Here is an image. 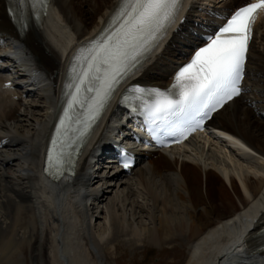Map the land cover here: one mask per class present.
I'll return each instance as SVG.
<instances>
[{"label": "bare ground", "instance_id": "1", "mask_svg": "<svg viewBox=\"0 0 264 264\" xmlns=\"http://www.w3.org/2000/svg\"><path fill=\"white\" fill-rule=\"evenodd\" d=\"M238 1L187 0L181 28L135 82L168 84L171 70L193 51L199 31L254 0ZM118 2L52 0L46 27L32 24L19 36L0 0V33L9 39V48L0 53L13 54L12 67L16 76L21 74L15 81L25 84L14 91L18 99L4 86L10 76L0 73V264H28V258L31 264H111L105 246L115 249L113 239L119 236L131 244L183 241L188 247L184 264H264L261 251L240 252L258 238L262 225H256L264 219V13L250 48L252 94L235 98L211 121L243 138L255 153L239 144L240 155L234 154L218 135L204 131L167 153L132 147L141 160L125 177L97 174L94 152L122 123L116 120L118 125L108 128L118 115L113 104L89 140L75 177L52 183L42 174L63 57L72 43L94 35ZM110 179L118 187L112 197L115 188L105 190ZM97 218L103 219L99 228Z\"/></svg>", "mask_w": 264, "mask_h": 264}, {"label": "snow or ice", "instance_id": "2", "mask_svg": "<svg viewBox=\"0 0 264 264\" xmlns=\"http://www.w3.org/2000/svg\"><path fill=\"white\" fill-rule=\"evenodd\" d=\"M182 2L121 0L101 35L72 58L62 114L46 154L49 176L60 179L66 172H74L79 142L106 111L119 88L158 46ZM44 3L10 0L8 12L13 19L23 21L29 8L37 9ZM259 10H264V0L236 9L178 70L170 89L132 85L125 90L121 103L130 113L143 115L154 135L170 136L173 142L201 129L214 112L242 93L246 54Z\"/></svg>", "mask_w": 264, "mask_h": 264}, {"label": "rangeland", "instance_id": "3", "mask_svg": "<svg viewBox=\"0 0 264 264\" xmlns=\"http://www.w3.org/2000/svg\"><path fill=\"white\" fill-rule=\"evenodd\" d=\"M245 0L238 1L240 4L244 2ZM237 3V4H238ZM251 81L253 82L254 79L252 78ZM101 172V173H100ZM97 172L100 175H103L104 171ZM110 182L105 185V190L107 186H110V188L113 189L112 193L109 194V197H112L114 195V192L118 189V187H115L112 185L115 180H111ZM126 185V184H125ZM125 185H121L119 187L122 189L125 187ZM127 190L130 192L131 196L135 199H138L134 192L135 190L132 189ZM104 192L101 193V195ZM101 197L98 199L97 202L101 203ZM140 203H143L141 199H139ZM145 219L137 218V221L141 224H145ZM144 221V222H143ZM103 222V219L97 218L95 222V226L97 228L101 227V223ZM100 223V224H99ZM119 236L118 238H114L113 241L116 243L115 249H110V245L105 246V253L107 255V258L111 264H184L186 257L188 255V247L183 241H171L169 243H162V244H156L152 241H149L148 239H144V242L142 244H135L134 242L127 241L123 239L124 237ZM120 238V239H119ZM124 241V242H123ZM130 242V243H129ZM25 254L28 255V249L25 248ZM28 257V256H27ZM28 264H31L30 259L27 260Z\"/></svg>", "mask_w": 264, "mask_h": 264}]
</instances>
